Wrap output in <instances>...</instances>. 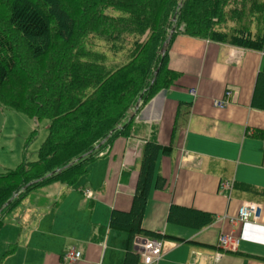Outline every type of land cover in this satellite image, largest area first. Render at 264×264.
<instances>
[{"label":"crops","instance_id":"obj_1","mask_svg":"<svg viewBox=\"0 0 264 264\" xmlns=\"http://www.w3.org/2000/svg\"><path fill=\"white\" fill-rule=\"evenodd\" d=\"M167 58L176 84L138 110L130 136L90 165L87 184L39 189L58 202L36 215L28 206L18 224L0 229V257L17 242L0 264H123L129 234L109 226L110 213L129 210L148 141L171 149L158 151L142 218L164 241L156 264H264V53L178 34ZM226 91L229 103L219 109L213 102ZM248 201L261 207L257 223L217 222ZM229 233L239 236L238 249L218 257V237ZM70 249L81 258L63 261Z\"/></svg>","mask_w":264,"mask_h":264},{"label":"trees","instance_id":"obj_2","mask_svg":"<svg viewBox=\"0 0 264 264\" xmlns=\"http://www.w3.org/2000/svg\"><path fill=\"white\" fill-rule=\"evenodd\" d=\"M5 12L0 106L49 124L38 158L0 173V229L18 224L31 191L73 186L117 138L130 136L138 110L179 78L167 58L176 35L264 51V0H7ZM170 150L144 145L131 206L110 213L109 226L129 234L123 264L139 261L133 237L151 234L142 227L148 190L158 151Z\"/></svg>","mask_w":264,"mask_h":264},{"label":"rangeland","instance_id":"obj_3","mask_svg":"<svg viewBox=\"0 0 264 264\" xmlns=\"http://www.w3.org/2000/svg\"><path fill=\"white\" fill-rule=\"evenodd\" d=\"M6 3L7 0H0L1 18H7ZM101 44H95L96 48L101 50ZM48 124L47 119L35 121L19 111L0 106V173L5 170H14L23 159L32 162L38 158V150L48 134ZM81 182L87 184L84 176L73 186L80 187ZM56 200L57 198L48 199L43 191L35 189L23 200L25 205L20 206L18 214H21L22 210L29 206L36 215L41 211L40 209L56 202ZM31 210H29V213H31ZM61 232L62 238L67 236L66 229H61ZM60 234H58L59 237ZM133 240L134 237L132 247ZM72 246H75V244H72Z\"/></svg>","mask_w":264,"mask_h":264},{"label":"built area","instance_id":"obj_4","mask_svg":"<svg viewBox=\"0 0 264 264\" xmlns=\"http://www.w3.org/2000/svg\"><path fill=\"white\" fill-rule=\"evenodd\" d=\"M264 53V51H262ZM194 94L193 91H191ZM230 91L224 93L221 99H215L213 104L219 108H225L229 103ZM264 152V139L261 141ZM232 187L231 182L223 181L220 189L230 192ZM85 196L90 197V193L86 192ZM261 207L255 202H244L239 207L235 216H219L217 222L227 221L232 226L238 224L251 223L255 224L260 219ZM240 243V238L235 233L220 234L218 237L217 246L219 251L217 256H221L225 252H236ZM133 247L142 259V264H156L163 255L164 241L155 236H148L144 234H137L134 236ZM216 256V258H217ZM81 258V252L75 249H70L62 255V260L65 262H75Z\"/></svg>","mask_w":264,"mask_h":264},{"label":"water","instance_id":"obj_5","mask_svg":"<svg viewBox=\"0 0 264 264\" xmlns=\"http://www.w3.org/2000/svg\"><path fill=\"white\" fill-rule=\"evenodd\" d=\"M173 19H174V17H173ZM173 32H174V29L172 28L171 31H170V33H169V36H168V38H167V41L164 43V45L162 46V48H161V50H160V51H161V54H164L165 49H166L167 44H168V41L170 40V38H171ZM138 107H139V101L137 102V104H136V106H135V109L137 110ZM102 143H103V141H102L97 147H99Z\"/></svg>","mask_w":264,"mask_h":264}]
</instances>
